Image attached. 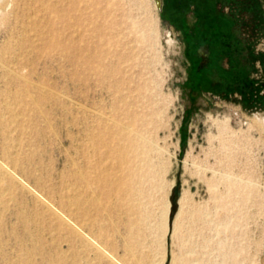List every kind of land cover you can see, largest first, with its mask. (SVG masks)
Wrapping results in <instances>:
<instances>
[{
    "label": "rangeland",
    "instance_id": "obj_1",
    "mask_svg": "<svg viewBox=\"0 0 264 264\" xmlns=\"http://www.w3.org/2000/svg\"><path fill=\"white\" fill-rule=\"evenodd\" d=\"M6 5L0 264H264V13L237 53L155 0Z\"/></svg>",
    "mask_w": 264,
    "mask_h": 264
},
{
    "label": "flooded vegetation",
    "instance_id": "obj_2",
    "mask_svg": "<svg viewBox=\"0 0 264 264\" xmlns=\"http://www.w3.org/2000/svg\"><path fill=\"white\" fill-rule=\"evenodd\" d=\"M162 24L181 37L237 38L232 49L239 51L240 38L257 36L261 28L264 0H159ZM207 43L198 45L199 60L189 73L205 66ZM190 61V60H189ZM190 65V64H189Z\"/></svg>",
    "mask_w": 264,
    "mask_h": 264
},
{
    "label": "bare ground",
    "instance_id": "obj_3",
    "mask_svg": "<svg viewBox=\"0 0 264 264\" xmlns=\"http://www.w3.org/2000/svg\"><path fill=\"white\" fill-rule=\"evenodd\" d=\"M7 1L8 0H0V10L2 11L3 13V10H5V6H7ZM7 11V10H6ZM1 14V13H0ZM16 23V22H15ZM15 29V28H14ZM13 29V30H14ZM19 31V30H18ZM29 31V30H28ZM19 37V36H18ZM18 42V41H16ZM20 45V44H19ZM19 47V46H18ZM49 72V71H48ZM8 73V72H7ZM12 73V72H11ZM256 117V116H255ZM256 120L260 122V124H264V118L262 116H259V117H256ZM263 126V125H262Z\"/></svg>",
    "mask_w": 264,
    "mask_h": 264
},
{
    "label": "water",
    "instance_id": "obj_4",
    "mask_svg": "<svg viewBox=\"0 0 264 264\" xmlns=\"http://www.w3.org/2000/svg\"><path fill=\"white\" fill-rule=\"evenodd\" d=\"M155 4H156V7L157 9L159 8V0H155ZM173 195L174 196H177L178 195V191H177V188H173Z\"/></svg>",
    "mask_w": 264,
    "mask_h": 264
}]
</instances>
